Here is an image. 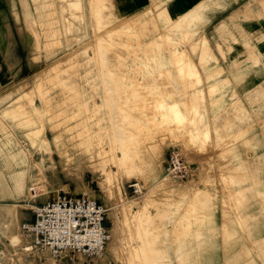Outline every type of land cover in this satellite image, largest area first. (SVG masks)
<instances>
[{"label":"rangeland","instance_id":"rangeland-1","mask_svg":"<svg viewBox=\"0 0 264 264\" xmlns=\"http://www.w3.org/2000/svg\"><path fill=\"white\" fill-rule=\"evenodd\" d=\"M216 1L4 0L17 29L0 30V42H20L27 51L20 72L0 80V156L20 154L38 168V175L31 168L29 192L18 203L25 205L32 199L31 189L37 202L58 189L80 193L75 172L82 162L94 167L85 168L82 178L89 189L81 192L106 207L111 228V208H117L121 236L115 254L106 253L96 264H166L164 242L170 244V264H264V232L258 234L264 227V193L252 192V178L247 177L252 164L238 161L242 155L234 153L238 138L232 124L221 126L229 115L223 119L216 114L221 93L235 87L224 75L217 77L220 60L227 63L240 54L249 57L248 65L253 57L258 62L255 57L264 58L260 50L236 53L234 43L258 47L264 35L253 40L262 33L253 37L248 29L253 18L248 9L232 16L230 24L208 23L212 16L203 12ZM229 72L236 73L237 67ZM232 95L231 104L239 103ZM231 118L234 123L250 115L236 104ZM173 148L194 162L193 178L165 175V157ZM10 169L0 170V186L11 181L16 189V172ZM100 181L118 187L110 203L103 199ZM135 181L142 192L125 193ZM207 190L218 201L202 214L198 206L208 201ZM3 205L7 210L1 217L14 225L16 248L2 234L5 260L10 257L4 245L26 264L27 257L34 264H60L61 258L52 261L49 255L24 251L21 235L22 241L15 242L24 215L19 218L17 207ZM227 219L234 228L224 235L221 225ZM186 235L196 245L193 260L185 248L180 257L175 255ZM63 260L95 263L72 256Z\"/></svg>","mask_w":264,"mask_h":264},{"label":"crops","instance_id":"crops-1","mask_svg":"<svg viewBox=\"0 0 264 264\" xmlns=\"http://www.w3.org/2000/svg\"><path fill=\"white\" fill-rule=\"evenodd\" d=\"M191 2L192 0H189V3ZM246 9H248L249 13L253 15L252 20L248 24L250 25L248 29H252L253 37L256 36V32L258 31L262 33L261 35H257V37H255L253 40H256L257 38L261 39L262 37L260 36L264 35V17L260 16L257 19L256 16L264 15V0H217L213 6L211 5L207 7L205 12L203 13L205 15L212 16L208 23L213 24V26L215 27V25L220 20H226L227 23L230 24L229 20H231L232 16L242 13ZM10 14V11H8L5 6L4 0H0V30L2 32H12V30L17 29L14 17H10ZM234 44L236 53L245 51V48H251L258 51L260 50V55L264 54V38L260 40V42L258 43V47L255 44H251V42H248L247 44L249 45V47H246L247 45H245L243 42ZM261 44H263V46ZM26 51L27 47H25L20 42H0L1 81H5L6 79H8L11 72H20L21 69L19 67L24 58L23 55L26 53ZM239 55L240 54H238V58L227 59V63L224 60H220L222 73L218 74L217 77H222V79H224V75L226 78H228L229 81L235 83V87L228 89L227 95L221 93L220 97L222 98V100H220V110L216 114L221 113L222 115L219 114V116H221V118L223 119H225L223 117V114L229 115L227 122H222L221 126H226L229 129V126L232 124V129H235L236 138H238L234 145V153L235 155L237 153L239 155H242V158H240V160L238 161L242 162L243 164H248L247 162L252 164V171L248 172L247 174V177L252 178V192L264 193V58L255 57L258 62L255 61L256 63H254L253 57L251 65H248L249 61L246 59L249 57H246V55L241 57ZM231 66L237 67L236 73L229 72V68ZM18 72H15V74ZM221 88L225 89L224 85ZM232 94L236 95L240 100V102L236 104H242L248 111L250 115V118L248 120L243 119V121L232 123L231 117L232 113L234 112V107L236 106V104H231L228 99ZM243 112L245 113L246 111L243 110ZM219 116L217 115L213 117L214 124L216 123V119H218ZM218 124L221 123L218 122ZM12 136L15 137L13 134ZM1 154L2 153H0V155ZM246 154H248V156H246ZM8 155V158H5V156H0V170L5 171V169L11 168L10 170L13 171V175L14 172H16L15 176L18 179V185L15 189L13 184H11V181H9L7 186H0V244L3 242L2 234H5L8 236L9 247L12 249H16L11 239L13 233H15V230L13 228L14 225L11 228L9 220L5 217H1V215L4 214L7 210V207L3 204H12V206L17 207V211L19 210V218L20 213L24 215V217L20 220V223L22 220L27 219L31 216V212L28 209L30 203L28 202V206L25 205V203H18L23 202L22 197L26 194V191L29 192V185L31 183V168H33V173L36 175H38V168L36 167L35 163L34 167H32V163H27L26 161H24L20 154L9 153ZM14 155L18 156V162H15V157H13ZM237 177H241V173L238 172ZM255 178H258L259 182H255ZM201 191L205 192L206 189H202ZM26 197L23 199L25 202L27 201ZM206 197L208 198V201L205 202L204 205L199 204L198 206V209L200 212H202V214L211 212L214 205L218 201L216 195L209 191L206 194ZM262 199L264 200V197ZM13 221L15 224V214L13 217ZM233 228L234 222L228 219L224 221L223 225H221V229L224 235H228ZM263 232L264 227L261 226V230L258 231V234L261 235ZM9 247L4 245L3 251L7 254V256L10 257V260H5V257L2 254V250H0V264H26V262H24L23 260L18 261V259L16 258L17 256L11 253ZM184 248L191 256V260L195 259L197 253L196 245L193 239L188 235L184 237V246L181 243L174 249L176 257L181 256V254L184 252ZM170 249L171 248L169 242H164L162 250L164 255L162 254V256L164 257L166 264H170L172 260L169 255ZM258 254L259 257L263 259V255L261 254V252L258 251ZM26 259L30 260V264H34L35 262L34 259L32 261L31 257H27ZM62 260L63 258H61L60 264L65 263ZM43 264H46V262H44Z\"/></svg>","mask_w":264,"mask_h":264},{"label":"built area","instance_id":"built-area-1","mask_svg":"<svg viewBox=\"0 0 264 264\" xmlns=\"http://www.w3.org/2000/svg\"><path fill=\"white\" fill-rule=\"evenodd\" d=\"M163 169L167 177L180 181L196 174L194 162L186 161L178 148L167 151ZM142 190L135 181L127 184L125 193L138 195ZM29 203L31 216L19 224L22 247L54 259H101L110 238V219L106 207L93 195L58 189L49 199L37 202L32 198Z\"/></svg>","mask_w":264,"mask_h":264},{"label":"bare ground","instance_id":"bare-ground-1","mask_svg":"<svg viewBox=\"0 0 264 264\" xmlns=\"http://www.w3.org/2000/svg\"><path fill=\"white\" fill-rule=\"evenodd\" d=\"M77 127V126H76ZM71 128V127H70ZM69 128V129H70ZM132 134V133H131ZM79 145V144H78ZM93 145V144H92ZM91 146V145H90ZM93 148V146H91V149ZM94 150V149H93ZM132 153V152H131ZM134 155V154H133ZM136 154H135V158H136ZM92 166H89L87 163H85V162H82V165H81V168H79V170L77 171V172H75V175L76 176H78V186H79V189H80V192L83 190L82 188H88V183L89 182H87L85 179H84V176H83V178H82V175H84L83 173H84V170H85V168H87V169H89V168H91ZM136 167V166H135ZM92 168H94V167H92ZM95 169H96V167H95ZM105 168H102V171L104 170ZM131 169V168H130ZM76 170V169H75ZM92 173H94L95 171L94 170H90ZM146 176V175H145ZM148 179V178H147ZM147 181V180H146ZM171 183V182H170ZM99 186H100V188H102V192H103V199H104V201H105V203H110L111 201H112V199H113V197H115V192H117L116 191V189L118 188H116V186L115 185H113V184H111V183H109V182H106V181H104L103 183H101V181L99 182ZM89 189V188H88ZM57 193V192H56ZM86 193V192H85ZM119 193V192H118ZM149 194H150V192H148ZM148 194V195H149ZM147 195V194H146ZM30 196H31V198H36V195H35V192H34V190L33 189H31L30 190ZM150 196V195H149ZM151 196H153V195H151ZM146 197H147V199H146ZM145 197V199L146 200H148L150 197H148V196H146ZM151 199V198H150ZM144 200V199H143ZM148 202V201H147ZM28 206V205H27ZM14 207H16V206H14ZM111 211H112V213H111V217H112V223H113V227L111 228L110 227V238H109V241H108V243H107V246H106V249H105V252L103 253V255H102V257H101V260H102V258L104 259V255L106 254V253H108V255L109 256H111L112 255V253L113 254H115V252L117 251L116 249H117V247H118V245H119V242H120V230H119V222H118V216H117V208L116 207H112L111 208ZM19 218L17 217V214L15 213V225L17 226V224H19ZM16 231H17V228H16ZM15 237H14V240H15V242L16 243H19L20 241H22L21 240V238H20V232H18L17 231V234L16 235H14ZM23 249H24V251H30V250H27V249H25L24 247H23ZM44 255L46 254V256H48V254L47 253H43ZM50 257V259H51V256H49ZM53 258V257H52ZM49 259V260H50ZM52 260V259H51ZM81 261H83V259H80ZM53 261V260H52ZM62 261H64V260H62ZM93 262H95V263H89V264H96L97 263V261H95V260H92ZM54 264V262H51V261H47V263L46 264ZM80 263V262H79ZM78 264V263H77ZM80 264H85V263H80ZM87 264V263H86Z\"/></svg>","mask_w":264,"mask_h":264}]
</instances>
